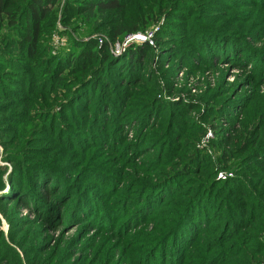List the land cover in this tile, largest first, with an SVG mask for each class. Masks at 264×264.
Instances as JSON below:
<instances>
[{
  "label": "rangeland",
  "instance_id": "obj_1",
  "mask_svg": "<svg viewBox=\"0 0 264 264\" xmlns=\"http://www.w3.org/2000/svg\"><path fill=\"white\" fill-rule=\"evenodd\" d=\"M244 1L260 7L257 0H238L235 5L231 0H175V6L180 7H175L173 16V9H169L165 15L146 18V23L131 9L134 23L104 22L95 31H75L72 22L64 19L69 0H56L50 7L55 13L52 29L40 27L35 38L37 51L44 56L41 63L49 59L47 66L54 59L65 61V56L76 54L87 43H95L99 57L101 48L108 50L113 62L131 46L147 43L152 47L151 57L146 59V50L135 71L139 80L133 79L137 75L126 79L125 68L116 65L103 72L104 78L115 82L109 92L112 102L97 85L88 87L87 94H95L89 121L84 109L87 104L81 100L87 95L69 85L94 67L76 75L68 72V66L63 67L61 77L67 89L54 91L53 83H48L52 68L47 73L40 64L38 72L26 62L0 61L4 70L0 76L10 81L6 97L0 98V236L19 264H125L126 257L133 258L126 264H264V176L260 168L264 129H259L258 123L253 126V131L263 136L255 150L251 142L250 155L241 159L235 150L242 132L252 130L253 115L264 116V9L249 8L241 4ZM154 20L158 21L152 23ZM124 28L144 32L116 38V32ZM9 36L22 43L16 31H10ZM251 71L258 78L250 77ZM54 115L59 119L56 122ZM103 116L109 129H93L105 126ZM153 127L161 129L162 135ZM163 146L168 149L161 162L166 158L176 161L156 168L153 164H159L158 160L151 159L158 158ZM192 149L211 166L198 169L190 158ZM150 152H157V156ZM258 154L262 158H255ZM232 157L236 158L227 164L223 160ZM155 168L157 171L151 172ZM176 170L181 171L180 177H191L182 179L181 186L175 183L183 196L188 193V184L203 181L204 176L216 183L210 194L217 183L226 184L237 176L253 189L230 202L218 197L213 203L205 200L203 208L214 204L218 218L211 217L214 222L204 231L192 223L197 224L196 229L185 225L174 235L176 228L167 225L170 216L163 218L169 214L167 208L162 209L165 213L159 219L147 222L155 211L142 210L140 205L152 197L150 188H167L163 176ZM198 171L199 176H195ZM22 198L30 207H25ZM162 199L153 197L147 208ZM249 202L263 210L245 215ZM85 209H90V219L77 221ZM236 213L246 218L226 234L229 239L219 242L217 238ZM198 232L200 239L193 248ZM158 233L162 237L154 243L151 236L157 238ZM119 243L123 245L117 247ZM199 250L202 257L193 255ZM121 253L126 256L121 258ZM183 254L187 259L179 262ZM0 264L13 263L0 255Z\"/></svg>",
  "mask_w": 264,
  "mask_h": 264
},
{
  "label": "trees",
  "instance_id": "obj_2",
  "mask_svg": "<svg viewBox=\"0 0 264 264\" xmlns=\"http://www.w3.org/2000/svg\"><path fill=\"white\" fill-rule=\"evenodd\" d=\"M56 0H0V57L4 55V58H0V61L6 62L7 64L11 63V61H16L17 64H22V63H27L29 66H31L34 70L38 71V66L40 64H43L42 68L45 67V71L48 73L50 71V68L52 74L49 76L51 81L48 83H53V90L56 91L60 89V87H63L64 89H67V86L64 84L66 83V80L62 78L61 76L63 75V67L68 66L69 71H74L71 72L73 75H76L75 73H85L89 67H94L87 76H84V78H79L77 81L73 80L70 82L69 87H77L79 90L84 92L85 95L83 96L81 100L86 102L87 108L86 109V114L85 117H88V121L90 119L91 109L90 104L91 102L94 101L95 99V94L92 95L91 92L87 94L88 87H94L93 85H97V88L99 90L103 89L102 92L103 94H106L110 96L109 102L113 101V98L111 97L112 94L109 93L111 89L115 86V82H112L107 76L104 78V71L107 68L114 69L112 65H116L118 68L124 67L125 70L123 71V77H126V79L130 78V76H134V80H139L138 74H136L138 71L140 64V60L142 59L141 56L145 51L147 50V58H150L152 55V47L149 46L147 43L143 44L142 46H131L128 48V52L126 55H124L119 61L113 62V59L108 55V50H105V48H101L99 51L101 53L100 57L99 54H97L96 51V45L95 43H87L84 45L79 52L76 54H70V56H65L66 60L59 61L58 59H54L53 63L48 64V60L45 62L43 61V54L39 50L38 44L35 42V38L37 35V32L40 31V27L44 26H49V30L52 29L53 21H54V16L55 13L53 10L50 9V7L53 5V3ZM71 1L74 0H69V5L65 7L64 9V19H68L67 22L70 24L72 22L73 29L75 31H78L79 29H92V31L97 30V27L99 24L104 23V22H112L115 23L117 21L121 23H134L131 21V15L129 11L131 9L135 10L137 14H139L138 19L140 22H146L148 23V20L146 18H154V17H159L160 15H165L166 12L169 9H173L172 14L174 15L175 12V7L178 8L180 7L179 4L175 6V0H78L77 3L75 4H70ZM231 4H238L236 0H231ZM258 5L263 6L264 9V0H257ZM234 2V3H233ZM249 8H254V9H259L260 7H256L254 4H251L250 1H244L241 2V4H244ZM261 9V8H260ZM193 13H195V10H192ZM158 20L152 21L155 22ZM19 22V23H18ZM15 25H19L18 28L15 27ZM16 31L18 34L22 36L21 42L24 43L26 46H23L25 44H18L20 42L19 40H14L11 36H9L10 31ZM144 32L141 31L139 28L137 29H123V32H116V38H123L125 35L128 34H135L138 32ZM15 41V42H14ZM154 45L156 46L157 43L159 42V38H154ZM28 44V45H27ZM22 53H25L24 57ZM12 54V55H11ZM219 54H217L218 56ZM246 57V56H245ZM249 57H251L249 55ZM41 59V60H39ZM160 62V61H159ZM254 61L252 60L251 63ZM25 63V64H26ZM1 67V64H0ZM2 68H0V71ZM20 70V69H19ZM4 71V70H2ZM246 71V70H244ZM39 72V71H38ZM45 72V74H46ZM129 72V74H128ZM252 73L255 71H251ZM20 72L19 79L20 81L22 80ZM114 74V72H113ZM117 74V73H115ZM250 77L252 78H258L257 73H253ZM95 78H99L97 81H93ZM117 78V77H116ZM15 79H18V76H16ZM93 79V80H92ZM111 81V82H109ZM10 81L7 80L6 77L0 76V98L6 97V86L9 84ZM100 82L102 84H100ZM127 83V81H126ZM107 85V87H104ZM51 86V85H50ZM35 88L38 86H34ZM68 87V88H69ZM20 88V87H19ZM97 90V89H96ZM9 94V93H8ZM83 94V95H84ZM92 95V96H91ZM20 96V95H19ZM76 106L78 103L75 101ZM73 104V105H74ZM150 108V106H148ZM109 109H112V106H109ZM93 110V109H92ZM225 110V109H224ZM74 111V108H72L71 112ZM226 111H223V113ZM230 115V114H228ZM126 115L122 117V119H126ZM155 115H153V118ZM53 120L56 122L59 119H56L55 115L52 117ZM264 116L259 115L258 113H255L252 118V130L246 131V133L242 132V140H238L235 150H237L238 153H236V157H240L241 159H244L243 155H250L252 153L250 149V144L253 141V146L255 150V146L258 143L260 139H262L263 135H260L258 132L253 131V126L258 123L259 124V129L263 130L264 129ZM98 119V118H97ZM101 123L105 125L102 129H97L96 126H93V129L95 130H102V132L107 131L109 128L106 127L107 118L106 116H103ZM254 119V120H253ZM98 122V121H97ZM120 127V125H118ZM154 130H156L160 135H162L161 129H158V127H153ZM156 137V136H155ZM103 140L104 137L102 138ZM228 140V138H227ZM228 143V142H227ZM162 144V141L156 145V148L159 149L160 145ZM231 145L232 140H231ZM168 149V148H167ZM167 149L165 146L162 148V152L159 156H157V152L154 154L152 152L151 155L153 157H158V158H152L151 160L157 161L159 164H153L155 165L156 168L160 167L161 165L168 164L169 166L172 165L173 161H176V158H166V162H161L162 159V154L165 153L167 155ZM253 150V152H254ZM233 154L230 151V155ZM229 155V156H230ZM228 156V154H227ZM202 157V158H201ZM236 157L232 158H223L225 160V163L227 164L228 161L231 159H234ZM190 158H192V163L197 165V168L202 170L205 168V164H208V166H211L210 162L205 160V157L202 156L201 154H196L194 150L192 149L190 152ZM237 158V159H240ZM249 158V157H245ZM255 158H262L259 154L255 156ZM208 159V158H207ZM239 164V163H236ZM184 165V164H183ZM185 166V165H184ZM241 167H245L244 164ZM152 170L151 172L157 171ZM260 168L263 170V176H264V162L260 163ZM150 172V173H151ZM167 172H165L166 174ZM175 174H167V176L164 177V185L168 188L165 189H159L155 188L152 189L150 188L149 191L152 194L151 198H146L145 201L140 205L142 210L144 208L150 209L153 208L152 210L155 211L149 219L147 220H155L159 219V216L163 212V208H167L169 210V214L165 215L163 214V218H166L170 216L171 220L167 222V225L169 224L170 229L176 228L174 231V235L177 234V232L183 228L185 225H190L191 230L197 228V224L193 225L192 223H198L199 226L198 228L200 229V232L203 230V228L207 224H212L214 222V219L218 218V214L215 213L217 206L212 204V208L207 209V204H205V208H203L202 203H205V200L209 199L208 202L214 201L216 197L220 201H232L233 199L236 200V198H241L244 197L245 193L249 191L250 189H253V186L251 183L245 182L242 178H239L238 176L236 178H232L227 180L226 184L222 183L219 184L217 183V186L215 187V190L210 194L211 189L213 188V185L216 183L212 178H209L206 180L207 176L203 177V181H198L195 184H188L186 191L188 192L186 196H183V192L181 190H177V186L175 183L181 186V184L186 180H189L191 177L190 176H185V177H180V170H176L173 172ZM183 174V173H182ZM200 171L198 173H195V176H199ZM175 175V176H173ZM185 179V180H182ZM10 182L15 185L16 182L10 178ZM182 182L181 184L179 182ZM154 186V185H152ZM185 191V192H186ZM182 195V196H181ZM230 195V196H228ZM158 196L163 198L160 202L154 203L155 205L153 206H148L150 200ZM256 201H260L259 197L256 195ZM48 199L52 201L53 199L48 196ZM250 201H254L253 198L249 199ZM255 201V202H256ZM22 202L25 203V207H30V204L28 200L25 198H22ZM56 202V201H55ZM198 205V206H197ZM58 210V209H57ZM247 210L245 212V215L247 213V216L250 215V213H255L258 210L261 211L263 210L262 207L256 208V204H253L252 202H249L245 208ZM90 209H85L81 212L80 216L76 217V220H82V219H90V215H88ZM158 211V212H157ZM55 213V212H54ZM59 214V212H58ZM205 215L202 219V216ZM245 215H242V213L239 215L236 213L233 218L229 220L226 224V228H224V233L222 234L221 237H218L217 240L219 242L223 241L224 239L230 237L229 235L227 236L226 234H231L233 230H236L239 226V224L242 222V218H246ZM215 217L214 219L211 217ZM94 218V217H93ZM93 218L91 221H93ZM169 229V230H170ZM204 231V230H203ZM218 232L220 230H217ZM196 234L195 242L192 245L193 248L195 247L196 241H198L200 238L199 233ZM221 233V232H219ZM217 233V234H219ZM154 239V243L159 241L161 239V234H157V238L154 236H151ZM229 239V238H228ZM194 240V239H193ZM227 240V239H226ZM74 243H72V246ZM120 245H123L122 243H119L117 247H120ZM127 252V250H126ZM187 252V251H186ZM186 252L184 254H186ZM184 254L180 256L179 262L182 260L185 261L187 259V256L184 258ZM0 255L5 259V261L13 264H19L17 256L14 254V252L7 247L6 242L1 240L0 236ZM193 255L201 256L204 255L201 250L195 251ZM192 257L194 258V256ZM121 258L126 256V254L121 253ZM133 259V258H132ZM131 259V260H132ZM129 257H126L124 259V263H128ZM148 259L145 258L144 261H147ZM263 261H264V256H263ZM201 263V262H200ZM184 264V263H183Z\"/></svg>",
  "mask_w": 264,
  "mask_h": 264
},
{
  "label": "built area",
  "instance_id": "obj_3",
  "mask_svg": "<svg viewBox=\"0 0 264 264\" xmlns=\"http://www.w3.org/2000/svg\"><path fill=\"white\" fill-rule=\"evenodd\" d=\"M129 38H131V37H128L127 39H129ZM219 178H223V176L220 174V177Z\"/></svg>",
  "mask_w": 264,
  "mask_h": 264
}]
</instances>
